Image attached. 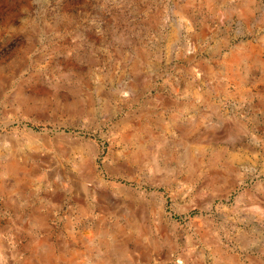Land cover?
<instances>
[{
	"label": "rangeland",
	"instance_id": "obj_1",
	"mask_svg": "<svg viewBox=\"0 0 264 264\" xmlns=\"http://www.w3.org/2000/svg\"><path fill=\"white\" fill-rule=\"evenodd\" d=\"M0 264H264V0H0Z\"/></svg>",
	"mask_w": 264,
	"mask_h": 264
},
{
	"label": "water",
	"instance_id": "obj_2",
	"mask_svg": "<svg viewBox=\"0 0 264 264\" xmlns=\"http://www.w3.org/2000/svg\"><path fill=\"white\" fill-rule=\"evenodd\" d=\"M28 131H32V132H34L32 129H30V128H28Z\"/></svg>",
	"mask_w": 264,
	"mask_h": 264
}]
</instances>
